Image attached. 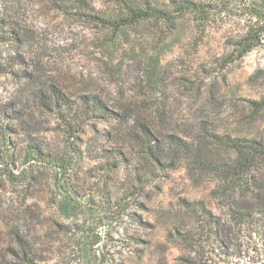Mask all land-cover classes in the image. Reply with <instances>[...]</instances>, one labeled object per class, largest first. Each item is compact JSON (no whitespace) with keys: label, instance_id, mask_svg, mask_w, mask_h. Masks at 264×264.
Returning a JSON list of instances; mask_svg holds the SVG:
<instances>
[{"label":"rangeland","instance_id":"374dc122","mask_svg":"<svg viewBox=\"0 0 264 264\" xmlns=\"http://www.w3.org/2000/svg\"><path fill=\"white\" fill-rule=\"evenodd\" d=\"M149 1L175 10L172 0ZM195 1L202 13L114 31L90 16H124L117 0H0V264L260 260L259 239L228 218L234 204L260 199L223 201L214 194L222 183L163 146L177 136L219 161L229 154L207 147L208 132L251 137L264 124L247 117V100L264 93V81L250 82L264 68V23L247 0ZM244 42L254 47L241 55ZM48 87L78 104L96 96L103 110L68 135L36 98ZM142 127L165 149L160 164L145 153ZM196 201L225 235L183 206Z\"/></svg>","mask_w":264,"mask_h":264},{"label":"trees","instance_id":"16d2710c","mask_svg":"<svg viewBox=\"0 0 264 264\" xmlns=\"http://www.w3.org/2000/svg\"><path fill=\"white\" fill-rule=\"evenodd\" d=\"M121 5L124 16L115 20H103L96 16H90L94 22L100 23L105 28H111L114 31L120 30L122 27L130 25H138L141 22L154 20L170 22L173 17L171 13H202V3L195 0H172L175 7L173 12L168 13L167 10L158 9L151 5L149 0H144L141 6L127 4L124 0H117ZM249 15L256 22L264 23V0H247ZM178 15V14H177ZM180 17L175 18V22ZM245 42L242 43L244 47ZM244 47L242 54L249 52L254 47ZM240 45L238 44L237 47ZM264 81V68L257 69L251 76L250 82L256 84ZM36 98L40 102L42 108L57 114L63 127L68 135L77 137L76 134L83 132L86 117L96 111L103 110L101 101L96 97L83 96L80 104L66 100L64 95L53 87H48L47 91L42 90L36 92ZM248 118L252 121H259L264 117V93L258 98L248 99ZM145 136V153L154 161L160 164L165 158V149L158 146V142L150 138V134L144 127L141 128ZM207 147L217 148L229 154L227 159L210 160L204 156L194 154L192 143L181 139L177 136H168L163 144L164 148L168 147L167 152L171 150L181 152L185 158L189 159L194 167V171L202 177H212L222 183L221 191L215 192L218 197L227 203L236 202L237 199L252 202L260 199V204H252L251 207L229 208L228 218L230 229L242 226L250 233V238L254 235L261 242V248L252 249L254 253L259 254L260 260L256 264H264V124L261 133L251 137H238L231 135H220L212 132L207 133ZM154 144V145H153ZM153 145V146H152ZM157 146V147H156ZM33 151L41 153L42 150L38 145L30 146ZM155 149V150H154ZM42 154V153H41ZM44 155V154H42ZM28 178H30L28 176ZM262 196L260 197V195ZM238 201V200H237ZM232 205V204H231ZM183 206L192 215L200 214L201 217L208 221L214 228L216 236L225 235L222 231V223L220 219L213 216L204 205L199 202H183ZM229 228V227H228ZM17 242L24 251L23 241L18 236ZM220 239V246L223 242ZM262 252V253H260ZM32 264L29 260H26ZM255 263V262H253Z\"/></svg>","mask_w":264,"mask_h":264}]
</instances>
